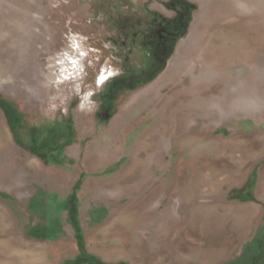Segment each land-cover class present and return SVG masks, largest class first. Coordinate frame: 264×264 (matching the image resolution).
Masks as SVG:
<instances>
[{
  "label": "rangeland",
  "instance_id": "1",
  "mask_svg": "<svg viewBox=\"0 0 264 264\" xmlns=\"http://www.w3.org/2000/svg\"><path fill=\"white\" fill-rule=\"evenodd\" d=\"M169 1L0 0V264H64L81 253L94 264L255 261L264 0H187L190 20L164 71L118 90L112 116L99 115L104 69L117 73L86 47L105 33L100 12L171 17ZM45 132L39 154L33 137Z\"/></svg>",
  "mask_w": 264,
  "mask_h": 264
},
{
  "label": "flooded vegetation",
  "instance_id": "2",
  "mask_svg": "<svg viewBox=\"0 0 264 264\" xmlns=\"http://www.w3.org/2000/svg\"><path fill=\"white\" fill-rule=\"evenodd\" d=\"M169 6L175 11L171 17H166L165 13L157 9L140 7L100 12L106 22L105 33L86 41L92 44H86V47L91 48L92 52L100 50L110 66L117 68V73L104 69V73L112 78H109L111 81L106 104L99 113L101 117L106 113L110 114L109 118L112 116L110 96L118 90L134 89L156 79L164 71L169 51L182 37L186 16L181 0H170ZM50 140L46 132L34 136V151L46 153Z\"/></svg>",
  "mask_w": 264,
  "mask_h": 264
},
{
  "label": "trees",
  "instance_id": "3",
  "mask_svg": "<svg viewBox=\"0 0 264 264\" xmlns=\"http://www.w3.org/2000/svg\"><path fill=\"white\" fill-rule=\"evenodd\" d=\"M181 1H182V4L186 10V16L184 18L185 19V26H184V31L182 32V35H183L186 32V28H187L188 22L190 20V14H191V11H192L194 5L187 0H181ZM175 46H176V43L173 44L171 50L169 51V54L166 57V62H167V59L173 53ZM74 201L75 200L73 199V202ZM73 204L74 205H72V202L68 201V207H69L68 209H69V213H70V217H71L72 222L74 224H76V226H78V221H77L78 215H79L78 214V208H77L76 202H74ZM83 260H85V262H87V263L91 262L92 264H94L96 258L94 257V255L89 254V253H81V255L78 256L76 259L71 260V261H66L64 264H79V263L83 262ZM100 264H110V263L101 262ZM116 264H128V263L121 262V263H116ZM252 264H264V240L261 243L259 254L257 255L255 261Z\"/></svg>",
  "mask_w": 264,
  "mask_h": 264
},
{
  "label": "bare ground",
  "instance_id": "4",
  "mask_svg": "<svg viewBox=\"0 0 264 264\" xmlns=\"http://www.w3.org/2000/svg\"><path fill=\"white\" fill-rule=\"evenodd\" d=\"M112 76V75H111ZM110 78V76L107 73H104V75L102 76L101 82H105L108 81Z\"/></svg>",
  "mask_w": 264,
  "mask_h": 264
},
{
  "label": "water",
  "instance_id": "5",
  "mask_svg": "<svg viewBox=\"0 0 264 264\" xmlns=\"http://www.w3.org/2000/svg\"><path fill=\"white\" fill-rule=\"evenodd\" d=\"M109 115H110L109 113H106V114L104 115V118H105V119H108V118H109Z\"/></svg>",
  "mask_w": 264,
  "mask_h": 264
}]
</instances>
